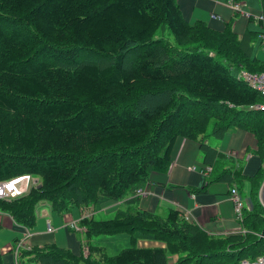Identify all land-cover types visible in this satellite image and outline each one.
Instances as JSON below:
<instances>
[{"label": "trees", "instance_id": "obj_1", "mask_svg": "<svg viewBox=\"0 0 264 264\" xmlns=\"http://www.w3.org/2000/svg\"><path fill=\"white\" fill-rule=\"evenodd\" d=\"M260 2V30L239 37L229 26L187 22L177 0H0V183L40 181L0 199V212L32 229L41 203L59 214L79 207L88 249L77 255L49 244L23 249L22 261L170 264L176 255L177 264H240L264 255V110L257 108L264 96L232 71L264 74L254 56L264 33ZM238 131L256 138L260 167L252 176L222 165L205 143ZM182 137L200 141L212 182H250L245 232L210 235L178 210L140 208L137 190L170 171ZM124 198L127 207L113 218L94 217ZM105 235L126 236V246L110 254L93 242Z\"/></svg>", "mask_w": 264, "mask_h": 264}, {"label": "crops", "instance_id": "obj_2", "mask_svg": "<svg viewBox=\"0 0 264 264\" xmlns=\"http://www.w3.org/2000/svg\"><path fill=\"white\" fill-rule=\"evenodd\" d=\"M177 1L183 18L191 24L203 21L216 31H224L229 26L239 37L248 30H260L258 18L263 15L260 0H253V3H258L260 11L250 5V0H244L245 10L253 15L250 19L236 14L227 6L226 0ZM262 59L264 61V58ZM255 139L251 133L238 131L226 134L220 140L207 139L205 143L217 148L218 154L221 155L222 165L232 168L241 167L246 175L252 176L260 167V160L251 152L256 149ZM200 145L198 140L193 141L188 138L178 140L173 151L170 171L165 174H152L144 188L145 194L140 197V208L162 216L170 211L178 210L183 213L186 220L198 224L210 235L227 236L245 232L241 220L236 217L235 203L231 197V190L236 185L233 186L227 181L212 182L209 179L213 170L208 172V168L212 169L213 166L205 163V156ZM242 185L243 187L238 186L240 192L243 193L244 190L246 194L249 193L250 182L244 180ZM128 199L103 204L94 217L109 214L113 218L118 209L127 207ZM246 200L248 202L249 197ZM82 213L81 208L75 207L69 212L59 214L52 210L49 203L44 202L39 204L35 227L26 229L17 224L9 214L0 212V249L4 264H20V260L21 264H40L28 262L27 259L22 261L20 258L22 250H30L33 247L42 248L49 244H56L59 248L71 250L77 255L84 253L85 232L71 227L72 223L80 227ZM48 222L56 229L55 232H49ZM102 239L105 238L97 237L96 240L93 239V242L103 245ZM126 239L124 235L116 236V242H113L111 246L115 248L119 243H127ZM19 244L23 248L18 249ZM138 245L147 248L165 247L160 242L149 240H140ZM177 261L178 256H169L170 264H177Z\"/></svg>", "mask_w": 264, "mask_h": 264}, {"label": "built area", "instance_id": "obj_3", "mask_svg": "<svg viewBox=\"0 0 264 264\" xmlns=\"http://www.w3.org/2000/svg\"><path fill=\"white\" fill-rule=\"evenodd\" d=\"M226 4L228 7H230L236 14H241L246 16L247 18H252V14L245 10L246 3L244 0H226ZM214 18H216L214 16ZM259 20H263V15H261ZM260 40L262 44V48L264 49V33L260 35ZM240 79L242 78L244 81H246L250 86H252L253 89L257 90L264 96V74H250L247 72H240L239 74ZM258 109L264 110V104L261 106H257ZM212 169L208 168V172H210ZM39 179L36 177H33L31 175H24L20 176L8 181H3L0 183V199H11L12 198H18L20 196H23L24 194H27L30 191V188L39 186ZM136 194H140L143 196L145 194L144 189L137 190ZM231 197L232 200L235 203V214L236 217L239 220H242L243 216V210L248 206L247 200L243 197L242 193L240 192V188L238 186H235L231 190ZM249 197V196H247ZM91 216V215H88ZM71 227L75 230H79L82 232H85V228L79 227L77 224L72 223ZM48 230L49 232H55L56 229L51 225L50 222H48ZM23 248L21 244L18 245V249ZM84 254H88V249L85 248ZM240 264H264V255L259 256L258 258L254 260H243L239 262Z\"/></svg>", "mask_w": 264, "mask_h": 264}, {"label": "rangeland", "instance_id": "obj_4", "mask_svg": "<svg viewBox=\"0 0 264 264\" xmlns=\"http://www.w3.org/2000/svg\"><path fill=\"white\" fill-rule=\"evenodd\" d=\"M250 5L252 6V7H255L256 9H257V11H260L259 10V6H258V3H253V0H250ZM253 9V8H252ZM259 21H261V20H259ZM254 56H256L258 59H260L261 60V58H264V49H262L260 46H259V44H256V49H255V55ZM262 61H263V59H262ZM233 71V73L234 74H238L239 75V70H237V69H234V70H232ZM232 115H231V113H227V116L226 117H231ZM259 184L261 183L262 185H263V183H264V175L262 176V178H260L259 179ZM236 186H239V185H236ZM261 188H262V186H261ZM260 191H261V189H260ZM243 197L246 199L247 198V196H248V194H246V192H244V190H243ZM136 196H138L139 198L141 197V195L140 194H136ZM248 207L249 208H251L252 207V203H251V200L249 199V201H248ZM94 215V214H93ZM96 218L97 219H110V218H112V216H109V214L108 215H103V214H101V215H98V216H96ZM116 236H121V235H114V236H109V235H105V236H98L99 238H105V239H102L101 241V243L104 245V246H106L107 248H108V251H109V253L110 254H112V253H117V251L121 248V247H125L126 246V243H124L123 242V244H121V243H119V245L118 246H115V248H113V246H111V244L113 243V242H116L115 241V238H116ZM97 238V237H96ZM96 238H95V240H96ZM97 240H100V239H97ZM112 240H114V241H112ZM115 244V243H114ZM18 257H19V254H18ZM20 264H21V260H20V262H19Z\"/></svg>", "mask_w": 264, "mask_h": 264}, {"label": "water", "instance_id": "obj_5", "mask_svg": "<svg viewBox=\"0 0 264 264\" xmlns=\"http://www.w3.org/2000/svg\"><path fill=\"white\" fill-rule=\"evenodd\" d=\"M260 200L264 207V183L262 185L261 191H260Z\"/></svg>", "mask_w": 264, "mask_h": 264}, {"label": "bare ground", "instance_id": "obj_6", "mask_svg": "<svg viewBox=\"0 0 264 264\" xmlns=\"http://www.w3.org/2000/svg\"><path fill=\"white\" fill-rule=\"evenodd\" d=\"M218 128V127H217ZM183 138V137H182ZM194 141V140H193Z\"/></svg>", "mask_w": 264, "mask_h": 264}]
</instances>
